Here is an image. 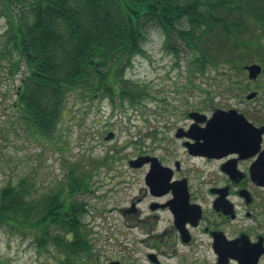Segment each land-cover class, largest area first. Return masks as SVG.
Wrapping results in <instances>:
<instances>
[{
	"label": "trees",
	"instance_id": "trees-1",
	"mask_svg": "<svg viewBox=\"0 0 264 264\" xmlns=\"http://www.w3.org/2000/svg\"><path fill=\"white\" fill-rule=\"evenodd\" d=\"M0 13L7 22L0 72L22 71L16 108L39 141L53 139L71 88L111 98L119 91L130 101L141 95L137 84L117 79V71L142 52L148 23L159 25L167 40L175 33L192 50L194 67L224 66L227 90H240L244 70L237 56L260 62L264 75V0H0ZM260 92L264 97V81ZM87 187L88 177L73 169L42 196L26 177L7 183L0 188V225L31 230L38 247L61 251L59 264L92 259L84 208L74 199Z\"/></svg>",
	"mask_w": 264,
	"mask_h": 264
},
{
	"label": "rangeland",
	"instance_id": "rangeland-1",
	"mask_svg": "<svg viewBox=\"0 0 264 264\" xmlns=\"http://www.w3.org/2000/svg\"><path fill=\"white\" fill-rule=\"evenodd\" d=\"M6 26V18L0 13V44ZM144 35L142 52L134 54L130 63L117 71V79L137 84L141 95L130 101L119 91L111 98L100 91L91 95L84 89H69L56 133L49 142L34 138L19 118L16 87L22 71L13 77L0 72V188L26 177L35 185L34 195L42 196L63 184L71 169L87 176L88 187L76 193L74 199L84 208L82 228L95 256L92 260L82 258L78 264H103L106 251L117 254V213L115 208L108 210L122 204V196L129 194L123 192L121 158L131 142L150 140L152 132L163 125L166 109L182 98L190 104L240 106L250 87L259 91L251 113L264 119V97L260 92L264 75L250 80L242 71L238 78L240 90H227L223 83L226 68L218 66L215 70L207 65L202 71L194 67L192 50L175 33L167 40L159 25L148 23ZM252 60L237 56L236 65ZM108 132L112 135L106 137ZM59 257V250L51 245L38 247L31 230L0 225V264H59Z\"/></svg>",
	"mask_w": 264,
	"mask_h": 264
},
{
	"label": "flooded vegetation",
	"instance_id": "flooded-vegetation-1",
	"mask_svg": "<svg viewBox=\"0 0 264 264\" xmlns=\"http://www.w3.org/2000/svg\"><path fill=\"white\" fill-rule=\"evenodd\" d=\"M252 101L233 107L255 128L218 130L215 151L202 146L204 127L216 108L232 106L183 98L150 140L126 147L129 194L108 210L117 213L118 251L103 264H264V119Z\"/></svg>",
	"mask_w": 264,
	"mask_h": 264
},
{
	"label": "water",
	"instance_id": "water-1",
	"mask_svg": "<svg viewBox=\"0 0 264 264\" xmlns=\"http://www.w3.org/2000/svg\"><path fill=\"white\" fill-rule=\"evenodd\" d=\"M243 67L247 71L249 79H255L262 70L261 64L255 61L245 63ZM255 95L256 91L250 90L245 94V98L250 99ZM193 113L196 114V112L190 114L192 115ZM252 127V123L247 121L243 113L237 111L234 107L226 110L216 109L204 127V141L202 142V146L210 151H215L216 133L218 130L233 137L232 135L236 132L250 129ZM110 135L111 133H108L106 137Z\"/></svg>",
	"mask_w": 264,
	"mask_h": 264
}]
</instances>
